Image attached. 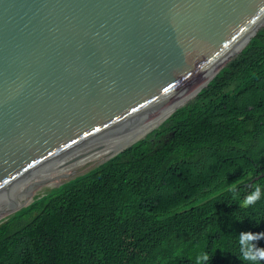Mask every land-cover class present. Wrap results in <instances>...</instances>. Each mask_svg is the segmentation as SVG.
I'll return each instance as SVG.
<instances>
[{
    "label": "water",
    "instance_id": "obj_1",
    "mask_svg": "<svg viewBox=\"0 0 264 264\" xmlns=\"http://www.w3.org/2000/svg\"><path fill=\"white\" fill-rule=\"evenodd\" d=\"M263 26L264 0H0V219L144 136Z\"/></svg>",
    "mask_w": 264,
    "mask_h": 264
},
{
    "label": "trees",
    "instance_id": "obj_2",
    "mask_svg": "<svg viewBox=\"0 0 264 264\" xmlns=\"http://www.w3.org/2000/svg\"><path fill=\"white\" fill-rule=\"evenodd\" d=\"M0 264H264V26L144 136L2 217Z\"/></svg>",
    "mask_w": 264,
    "mask_h": 264
},
{
    "label": "bare ground",
    "instance_id": "obj_3",
    "mask_svg": "<svg viewBox=\"0 0 264 264\" xmlns=\"http://www.w3.org/2000/svg\"><path fill=\"white\" fill-rule=\"evenodd\" d=\"M196 91V88L194 90H192L185 98H183L179 103H184L187 100H189L190 98H192L196 93H194ZM178 103V104H179ZM181 103V104H182ZM173 111V109H171L167 114H165L159 121H157L152 127L156 126L157 123L161 122L165 117H167L171 112ZM151 127V128H152Z\"/></svg>",
    "mask_w": 264,
    "mask_h": 264
},
{
    "label": "rangeland",
    "instance_id": "obj_4",
    "mask_svg": "<svg viewBox=\"0 0 264 264\" xmlns=\"http://www.w3.org/2000/svg\"><path fill=\"white\" fill-rule=\"evenodd\" d=\"M59 183H61V182H59ZM59 183H57V184H54V185H52V186H56V185H58ZM51 187V186H50ZM42 189H44V188H42ZM42 189H37V190H34V191H32L33 192V194L34 193H36V192H39V191H41Z\"/></svg>",
    "mask_w": 264,
    "mask_h": 264
}]
</instances>
